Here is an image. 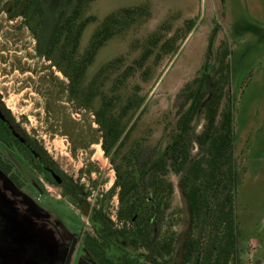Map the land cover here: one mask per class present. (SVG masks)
Returning <instances> with one entry per match:
<instances>
[{"label":"rangeland","instance_id":"1","mask_svg":"<svg viewBox=\"0 0 264 264\" xmlns=\"http://www.w3.org/2000/svg\"><path fill=\"white\" fill-rule=\"evenodd\" d=\"M62 1L49 0L43 9L42 26L30 22L32 31L21 15L9 20L5 8L0 7V102L14 122L42 147L58 171L85 191L90 208H102L118 224V188L112 189L115 168L111 157L118 160L121 151L114 145L105 156L103 133L94 115L100 93L110 95L112 76L102 85L99 82L101 92L94 89L98 96L92 103L84 102L78 91L90 85L103 63L119 58L118 72L133 65L141 54V44L154 33L164 35L159 43L171 39L169 51L159 62L154 54L147 59L146 75L134 70L118 91L123 99L133 92L144 97L127 128L133 126L131 140L146 137L154 144L161 135L162 113L175 109L184 84L199 76L201 68L209 66L225 49L227 90L234 111L233 155L242 170L236 195L240 264H264V0H92L84 15L93 16L95 21L87 23L82 31L80 52L98 22L109 13L142 6L147 14L100 46L74 91L76 97L71 96L69 79L59 70V42L51 45L48 40ZM49 48L53 50L49 58L37 53V49ZM170 178L175 185L172 207L184 215L177 177ZM44 183L48 192L41 193L40 198L49 214L43 223L53 240L47 230L42 235L50 243L54 241L51 246L34 225L16 221L19 214L27 219L30 209L19 204L25 205L21 196L28 198L30 194H16L0 174V218L7 217L8 222L15 218L0 229V259L4 254L7 264H54L71 244V238L63 236L65 232L74 236L81 230L92 233L86 216L75 205L66 197L58 200L59 187L51 181ZM25 206L38 214L36 208ZM5 239H9L8 244Z\"/></svg>","mask_w":264,"mask_h":264},{"label":"trees","instance_id":"2","mask_svg":"<svg viewBox=\"0 0 264 264\" xmlns=\"http://www.w3.org/2000/svg\"><path fill=\"white\" fill-rule=\"evenodd\" d=\"M91 2L63 0L48 39L51 45L59 42V70L69 79L73 97L100 46L147 14L142 6L109 13L80 52L82 31L95 21L84 15ZM163 36L158 32L147 37L135 63L121 72L116 63L119 58L101 64L90 85L78 91L84 102L92 103L99 82L102 85L112 76L110 95L100 93L94 115L103 133L105 156L114 145L121 151L118 160L111 157L119 226L102 208L93 207L89 217L94 235L86 233L83 248L90 250L91 258L99 264H240L236 195L242 170L233 155L234 111L227 90L226 50L180 89L175 109L164 111L159 118L161 135L156 143H149L146 137L130 138L133 126L127 127L144 97L133 92L123 99L118 91L134 70L148 73L146 61L151 55L159 62L169 51L171 39L159 43ZM49 52L53 50L37 49L48 58ZM171 175L177 177L184 215L172 207L175 185ZM70 189L76 193L73 185ZM71 200L76 202L72 196Z\"/></svg>","mask_w":264,"mask_h":264},{"label":"flooded vegetation","instance_id":"3","mask_svg":"<svg viewBox=\"0 0 264 264\" xmlns=\"http://www.w3.org/2000/svg\"><path fill=\"white\" fill-rule=\"evenodd\" d=\"M48 1L49 0H38V2L40 3H37V0H0V7L5 8L6 17H9V20L12 17L21 15L23 17V20L26 22V26L29 29L32 28V24L34 23L35 25H37V27L40 28L42 26L43 20V9L48 4ZM58 19L59 8L54 16L51 29L53 28L54 24L58 22ZM0 174L6 178L7 183L12 187V191H14L15 193L17 191H22L25 194H30V197L28 198H25L23 196H21V198L26 202V204L30 205L31 207H34V209L36 208V212H38V214L35 215L32 212L31 208L25 206L26 204H19L21 208L30 209V212L27 219L25 218V215L19 214L17 222H22L27 225L31 224V226L34 225L35 231L41 233V235L42 231L47 230V232L49 231V234L51 236V231L46 228L43 223V219H46L45 216L49 214V211L46 210L44 206H42L40 198L41 193L46 194L48 192L44 183V180H47L51 181L54 185L59 187L61 196L59 195L58 200L60 201L61 197H66L73 205L77 207V209L83 215L86 216L87 221L92 229L89 214L93 211V207L90 208L89 204L86 201L82 203V195L86 194L85 191L81 187L77 186L76 183H74L71 179L67 178L60 171H58V168L42 150V147H40L38 143L28 137L19 128V126L14 122V120L10 116L7 109L2 106L1 102ZM71 185L76 188V193L71 192ZM5 187L8 186L6 185ZM34 194L36 196H34ZM71 196L73 197V199H75L76 202H72ZM86 198L87 196L84 195V200H86ZM104 214L106 213L104 212ZM3 218H0L1 230H4L6 226H8L7 222L9 218ZM109 219L113 222L110 217ZM116 222L118 223L117 218ZM8 223L11 224L10 220ZM115 225L119 226V223H115ZM8 230L12 231L13 227H8ZM86 233L89 232L81 230L78 236L71 235L68 232H65V234L62 233L63 236L71 238V244L67 247V251L64 255V258L62 259V264H64L65 262L71 245H74V247L71 251V256L69 258L68 264H99L95 259L91 258V255H93V253L90 250L83 248V241L86 237ZM89 234L94 235L93 230L92 233ZM42 238L44 241H47L46 236L43 237L42 235ZM8 241L9 239H5L6 244H8ZM0 242H2V238L0 239ZM52 243L54 244V241H52ZM56 248H58V246H56ZM57 252L59 254L58 250ZM84 254H86V257H84ZM0 260L1 264H3V260L4 264H7L4 254L3 258H1ZM54 264H59V260Z\"/></svg>","mask_w":264,"mask_h":264},{"label":"water","instance_id":"4","mask_svg":"<svg viewBox=\"0 0 264 264\" xmlns=\"http://www.w3.org/2000/svg\"><path fill=\"white\" fill-rule=\"evenodd\" d=\"M12 207H14V206H12ZM16 218V221H17V219H18V217H15ZM15 218L12 220V222H14L15 221ZM11 222V221H10ZM11 222V223H12ZM50 238H51V236H50ZM51 240H52V238H51ZM45 242H47L48 244H49V246H51L53 243H52V241H51V243L49 242V240H47V241H45ZM73 247H74V245H71V247H70V249H69V253H68V255H67V257H66V259H65V262H64V264H68V262H69V258H70V256H71V251L73 250ZM64 258V257H63ZM62 256L60 257V261H59V264H62Z\"/></svg>","mask_w":264,"mask_h":264}]
</instances>
